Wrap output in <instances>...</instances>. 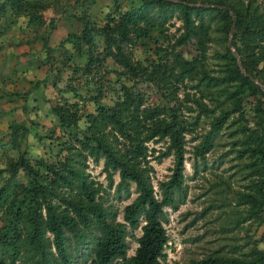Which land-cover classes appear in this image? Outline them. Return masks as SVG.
I'll use <instances>...</instances> for the list:
<instances>
[{
	"label": "trees",
	"instance_id": "16d2710c",
	"mask_svg": "<svg viewBox=\"0 0 264 264\" xmlns=\"http://www.w3.org/2000/svg\"><path fill=\"white\" fill-rule=\"evenodd\" d=\"M111 2L112 10L97 24L89 12L96 0L73 1L78 25L71 46L84 59L81 64H62L71 75L80 73L95 85V95L82 98L79 83H67L75 100L61 99L51 107L65 136L56 152L48 159L31 161L20 153L7 160V178L0 184V264H75L79 248L86 264H161L168 240L163 208L175 205V196L182 194L185 134L201 117L207 129L193 146L199 158L212 149L220 132L236 124L231 131L239 135L236 157L249 159L243 175L247 182L234 198V206L244 211L236 223L264 222V0H139L125 10L116 0ZM47 6L46 0H0V35L10 16L25 17L35 34L43 26L51 30L53 19L46 23L42 15ZM175 21L178 33L170 38L167 27ZM230 28L237 59L226 46ZM39 38L48 68L53 49L70 59L64 53L66 38L54 45L48 44L45 31ZM210 42L219 45L213 50L215 68L206 63ZM187 43L194 45L189 58L179 50ZM138 44L144 58L134 55ZM107 59L117 68L112 71L119 86L115 99L105 104L100 103V71L106 70ZM140 83L152 86L162 103H146ZM0 90L2 98L7 92ZM204 97L209 104L201 100ZM250 97L247 119L242 105ZM85 102L92 103V111L85 109ZM194 108L195 115L185 118L183 110L190 113ZM8 127L14 141L26 132L23 125ZM159 142L164 146L154 155L148 143ZM168 156L173 165L168 178L158 184V198L149 161ZM89 162L101 163L105 187L113 186L118 199L129 198L133 185L135 196L122 207L121 221L103 199L105 187L86 171ZM19 172L23 181L12 182ZM137 229L140 234L132 237L136 246L127 255V237ZM237 250V255H210L184 264H264V247L257 242L246 241Z\"/></svg>",
	"mask_w": 264,
	"mask_h": 264
},
{
	"label": "rangeland",
	"instance_id": "374dc122",
	"mask_svg": "<svg viewBox=\"0 0 264 264\" xmlns=\"http://www.w3.org/2000/svg\"><path fill=\"white\" fill-rule=\"evenodd\" d=\"M138 1L116 0L121 10L136 5ZM112 8L111 0H96L90 14L98 22L97 24H100L104 15ZM76 11L78 9H73L74 13ZM53 19L58 18L54 16ZM19 21L17 24L21 26L22 35L19 36L13 28L5 29L4 37L2 34L0 35V89L7 92L4 97L0 98V169L2 170L0 184L7 178L4 168L8 159L16 158L20 153H23L31 161L41 158L48 159L56 152V145L60 139H65V136H62L63 130L58 128L54 122L51 107L61 99L75 100L72 92L67 90V83L78 82L77 92L82 98L91 94L95 95L96 87L91 82L86 83L80 73L71 75L70 70L62 64V62L81 64L84 59L83 53L76 52L71 46V34L74 32L71 30V25H69L71 33H68V24H65L67 26L65 29L63 24H60L61 21H53L52 24L56 25V28L54 27L55 30L52 32L50 40L57 41L61 38L60 41L66 38L65 49L67 51L64 53L68 54L70 59H65L60 55L59 49H53L54 52L48 58L50 65L48 68L47 64L42 62L43 58H46L44 51L39 47V40L34 38L35 33L31 28L27 29L22 20ZM178 24L179 22L175 21L174 26L167 27L166 33L170 38L172 35H177L178 32L175 28ZM72 25L76 26L75 23ZM96 43L99 47L101 46L100 39H97ZM214 49H219V45L216 42H210L206 52V63L212 68H215L217 63ZM179 50L186 58H189L194 54V45L187 43ZM230 52L232 53V51ZM134 55L136 58H144L145 52H143L142 44H138L134 48ZM104 67L106 70L100 71L104 90L100 103L108 104L112 99H115L119 83H115L116 73L112 71L117 68L109 59L104 62ZM118 79L121 82L125 81L120 76ZM113 84L114 86L111 88L108 87ZM138 87L144 90L146 103H162L152 86L140 83ZM198 96L199 93L196 92L195 97ZM180 97H182L181 94ZM201 100L209 104L206 97ZM243 101L242 106L243 110H246V118L250 119L249 106L253 104V99L250 97ZM84 104L86 110H93L92 103L85 102ZM196 111L197 109L194 108L190 114L183 110V115L186 118L189 117L188 115H195ZM11 124L23 125L26 128V132L20 135L16 141L10 137L8 126ZM78 125L82 127L83 122L80 121ZM231 125L218 134L212 149L203 158L195 156L193 146L198 143L200 136L207 129V120L201 117L192 131L185 134L182 194L180 197L175 196V205L163 208L165 217L163 226L168 240L163 250L161 264H184L190 259H200L210 255H237L239 253L237 247L246 241H255L258 246L264 247L263 221L250 219L236 223L237 216L242 215L244 211L241 210V207L234 206V198L237 192L243 190L242 185L247 182L246 179H243V175L247 173L246 164L249 159L236 157L235 150L239 147L236 139L239 135L231 134L236 124ZM148 145L155 149L154 155L157 153V149H162L164 146L162 142L148 143ZM149 164L152 167V171L149 173L152 188L155 196L159 198L158 184L168 178L173 160L171 156H168L159 161L151 159ZM100 169L101 163L89 162L86 171L90 178L105 187V175ZM23 179L22 172H19L11 181L18 183ZM117 180L118 177L114 175V183ZM105 189L106 191L102 192L103 199L117 211L116 219L121 221V209L134 198V187L133 185L130 187L129 198L122 200L118 199L113 192V186L105 187ZM139 234L140 231L137 229L132 236L127 237L129 244L127 255H131L136 246L132 237ZM246 248L247 246L242 250ZM78 252L75 264H86V257L82 259V248H79Z\"/></svg>",
	"mask_w": 264,
	"mask_h": 264
},
{
	"label": "crops",
	"instance_id": "0c3cea01",
	"mask_svg": "<svg viewBox=\"0 0 264 264\" xmlns=\"http://www.w3.org/2000/svg\"><path fill=\"white\" fill-rule=\"evenodd\" d=\"M46 3L48 4V6L42 12L43 18H44L46 23H47V21L49 19H51V18L53 19V17L56 16L58 19H53L54 22L56 20L57 21H61V23L60 22H58V23L63 24V27L65 29L67 28V26L65 24H68V31H67L68 33H69V30H70L69 25H71V30L75 31V29L77 28L78 23L76 22V20L73 17V14H74L73 9H75L74 5H73V0H46ZM93 6H95V5H92L90 7V10L93 8ZM10 14L11 13L9 12L8 15H10ZM47 16H51V17H47ZM9 18H10L9 21L7 20V22H6L7 28H5V29L13 28V30H15L16 33H18L19 36L22 35V32H21L22 30H20L21 26L18 25L17 22H20L19 20H22L24 22L25 26H26L25 17L20 16V17L13 18L12 16H10ZM13 19H15L14 20L15 23H11V21ZM0 20H2V22H4L3 21L4 18H0ZM72 23H75L76 26H73ZM55 26L56 25H54L51 30H49L48 28H46V29L43 28L44 26L40 27L39 29H37L38 32H37V34H34V38H35V40H39V47H42V45H41L42 41H41V39L39 37H40V35L44 34V31L48 35V44L54 45L55 43L59 42V39H61V38H59L57 41L50 40V38L52 39L51 34L56 28ZM26 27H27V29L31 28L30 26H26ZM5 29H4V31H5ZM2 35L4 37V32L2 33Z\"/></svg>",
	"mask_w": 264,
	"mask_h": 264
},
{
	"label": "water",
	"instance_id": "95a60500",
	"mask_svg": "<svg viewBox=\"0 0 264 264\" xmlns=\"http://www.w3.org/2000/svg\"><path fill=\"white\" fill-rule=\"evenodd\" d=\"M231 36H232V28H230V30H229V33H228V37H227V41H226V43H227V47H228V49H229L230 51H232L234 57L237 59V54H236V52H235V50H234V47H233V46L231 45V43H230ZM237 63H238V62H237ZM238 64H239V63H238Z\"/></svg>",
	"mask_w": 264,
	"mask_h": 264
}]
</instances>
